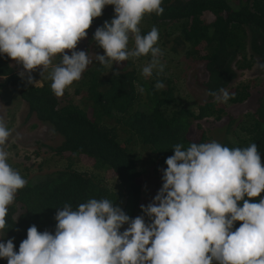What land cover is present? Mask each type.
Segmentation results:
<instances>
[{
  "label": "trees",
  "instance_id": "obj_1",
  "mask_svg": "<svg viewBox=\"0 0 264 264\" xmlns=\"http://www.w3.org/2000/svg\"><path fill=\"white\" fill-rule=\"evenodd\" d=\"M162 7V15L146 16L140 25L143 34L153 26L159 30L160 47L175 43L169 52L161 48L162 59L170 62L159 77L142 76L147 57L125 61L122 69L98 63L64 98L52 92L51 80L42 77V86L26 82L11 59L0 56V97L15 92L29 115L63 138L60 146L50 148L52 156L38 164V171L50 172L31 178L34 167H14L27 180L6 217L5 239H13L16 251L33 225L54 233L57 209L66 203L75 209L91 198H107L131 218L143 215L141 205L149 196L145 186L153 187L151 203L162 187L165 161L178 143L185 148L213 140L229 148L255 143L264 165V82L238 81L241 73L255 69L264 80V0H163ZM113 17L114 7L106 6L87 32L102 55L93 36ZM180 55L190 71L204 68L193 81L206 95L225 88L233 98L217 104L207 95L202 103L187 104L190 97L182 90L186 76L170 68L181 63L176 62ZM157 79L163 89L154 87ZM235 106L244 112L241 121L230 114ZM216 123L222 124L219 133L213 132ZM261 198L264 193L251 202ZM239 226L237 222L233 230ZM0 264L7 261L0 259Z\"/></svg>",
  "mask_w": 264,
  "mask_h": 264
},
{
  "label": "clouds",
  "instance_id": "obj_2",
  "mask_svg": "<svg viewBox=\"0 0 264 264\" xmlns=\"http://www.w3.org/2000/svg\"><path fill=\"white\" fill-rule=\"evenodd\" d=\"M162 4L0 0V56L28 73L38 68L42 75L47 72L57 97L93 61L113 68L147 57L142 76L159 77L165 70L159 30L153 26L143 34L140 25L146 16L162 15ZM106 6L114 7V17L93 36L104 54L76 51ZM260 67L264 70V64ZM154 87L160 90L165 84L157 79ZM207 95L217 104L233 98L225 88ZM12 135L0 116V259L7 264H264V198L251 202L264 193V165L255 143L244 148L215 140L192 142L187 148L178 143L165 161L161 189L151 203L141 205L143 215L131 218L107 198H91L75 209L66 203L57 209L54 233L33 225L16 251L13 239H5L6 217L27 180L9 163ZM237 222L240 226L233 230Z\"/></svg>",
  "mask_w": 264,
  "mask_h": 264
},
{
  "label": "rangeland",
  "instance_id": "obj_3",
  "mask_svg": "<svg viewBox=\"0 0 264 264\" xmlns=\"http://www.w3.org/2000/svg\"><path fill=\"white\" fill-rule=\"evenodd\" d=\"M234 2H237V0H234ZM175 43H168L164 45V48L166 51H171L173 49V45ZM76 51H85L92 54H100V52L92 47V45L89 43V36L87 34V38L80 41L77 45ZM69 55H71L70 52H68ZM102 55V54H100ZM184 56L180 55L179 60L176 62H181L177 64L171 65L170 68L175 67L179 73L181 72L184 76H186V83L185 87H183L182 90L187 91L186 93L189 95V99L186 101L187 104L195 105V103H202L205 101L207 95L202 90L201 86H199L198 83L194 82L193 80H197L196 78H199L197 75L198 73L201 74L204 71V68L200 65L197 70L190 71L189 66L186 67V63L183 64ZM12 66L15 68H18L19 74H23V78L26 82H29V76H31L33 80V84L35 86H42L43 84V78L45 80H50L48 78V73L45 72L42 75V69H36L32 71L31 73H28L24 69H20V64L16 63L15 61L11 60ZM59 62V57L56 58L54 63ZM162 62L166 65L167 62H170L169 59H162ZM124 63V62H123ZM98 64L97 61H93V64L89 65V67L94 66ZM124 64L117 65L120 69H122ZM174 69V68H173ZM258 70L255 69L254 71L249 72H243L240 74V79L238 78V81L245 82V81H258L262 83L264 80L261 78H258ZM43 77V78H42ZM77 82V81H76ZM74 82L73 85L76 83ZM237 84L236 82L233 84L235 86ZM72 89V88H70ZM66 90L65 94L62 96L64 98L67 97L72 90ZM13 92V91H12ZM11 97L13 99H11ZM19 96L13 92V96L6 98L4 95L3 97H0V116H3L7 126L12 129L13 135L10 138L7 146V150L10 152V158L9 163L12 165V167H20L22 170L28 169L30 167H34V171H31V178L33 176H42L44 173L50 172L49 169H46L44 171H38V164L44 159L50 158L52 156V150L50 148L58 147L62 144L63 138L55 133V131L48 125L39 122L34 115H29L28 107L24 102H20L18 99ZM199 101V102H198ZM240 106V105H238ZM238 106L231 107L229 109L230 114H232L235 118H244V112L239 109ZM241 107V106H240ZM238 119V121H241V119ZM36 125V126H34ZM222 124L216 123L215 128H213V132L219 133V129L221 128ZM29 171V170H27ZM52 171H55L53 169ZM112 176V175H111ZM153 187L145 186V192L149 195L147 198L144 199L143 205L147 206L150 203V196L151 191ZM161 189V188H160ZM146 195V194H145ZM141 216V214L139 215ZM127 227V226H126ZM125 227V228H126ZM124 230V229H123Z\"/></svg>",
  "mask_w": 264,
  "mask_h": 264
}]
</instances>
